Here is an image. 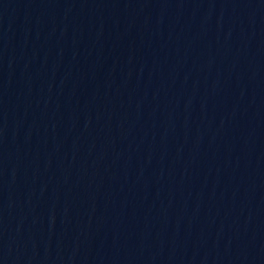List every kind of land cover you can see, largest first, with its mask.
<instances>
[{"label": "water", "instance_id": "1", "mask_svg": "<svg viewBox=\"0 0 264 264\" xmlns=\"http://www.w3.org/2000/svg\"><path fill=\"white\" fill-rule=\"evenodd\" d=\"M0 264H264V0H0Z\"/></svg>", "mask_w": 264, "mask_h": 264}]
</instances>
